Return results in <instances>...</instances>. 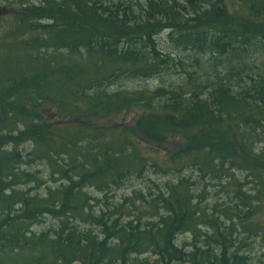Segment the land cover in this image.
I'll list each match as a JSON object with an SVG mask.
<instances>
[{
  "label": "trees",
  "instance_id": "16d2710c",
  "mask_svg": "<svg viewBox=\"0 0 264 264\" xmlns=\"http://www.w3.org/2000/svg\"><path fill=\"white\" fill-rule=\"evenodd\" d=\"M10 25L0 33L5 264H264V62H252L264 54V0H40L21 3ZM162 77L175 82L125 88ZM131 111L132 129L87 125ZM137 137L181 141L164 170L196 178L109 203L158 169ZM35 166L56 189L32 193ZM212 182L219 200L208 203ZM44 216L56 228L33 233Z\"/></svg>",
  "mask_w": 264,
  "mask_h": 264
},
{
  "label": "rangeland",
  "instance_id": "374dc122",
  "mask_svg": "<svg viewBox=\"0 0 264 264\" xmlns=\"http://www.w3.org/2000/svg\"><path fill=\"white\" fill-rule=\"evenodd\" d=\"M38 1L40 0H0V33H5V31H7L8 28H10V24L13 22V16L16 13L17 9L20 7L21 3L24 4H37ZM138 0H132V2H135ZM229 7H233V5H230ZM235 7H237L235 5ZM235 7L230 8L231 10H233ZM1 35V34H0ZM158 44H159V48L162 51H167V45L168 42H166V36L165 34L162 35L159 40H158ZM252 62L254 64L259 63V62H264V54L260 55V54H253L252 56ZM258 64L255 66L257 68ZM254 72H256V70H253ZM253 75V74H252ZM174 78V77H173ZM175 79H169L168 77H162V78H158V79H154V80H150L147 83H140V84H126L125 88H131L133 86L135 87H139L136 85H140V86H146L149 89H155L161 85H165L167 86V84L170 83H174ZM231 85L234 87L235 84H233L231 82ZM46 116H50L55 117L54 112L49 110L48 112L45 113ZM137 112L136 111H131L129 113H125L121 118L119 119H114V120H106V121H98L96 123H89L87 125H92V127H96L102 124H107V123H115L117 122L119 125H121L122 127H124L125 129H132V124H133V120L134 117L136 116ZM131 135L133 136V133H131ZM263 136H264V125H263ZM137 142L142 145L141 146V152L142 154L148 158L147 163L151 164H155L158 166V169L151 170L148 169V171L144 172V176L141 179H136L133 178L132 180H130L129 182L126 183V185L122 188L116 189L112 192V194L109 195L108 199L109 203L111 202H117L119 199L123 198V197H129L131 195L132 192H141V193H145L148 190H154L155 188L153 187V184H156L158 186H160L162 189V186L164 183L166 182H173L174 180H176L177 178H181V177H192V178H196L197 173L194 170H183V172L177 174L174 172L168 173L167 171H165L164 169H167L169 167V158H171L170 156H173V153L177 150H179L182 147V142L181 141H169V143L163 144V145H149V143L139 139L138 137L136 138ZM29 171L34 172V171H38V176L42 181V185L38 188H35V191H33L32 193H36L39 195H44L46 192V189H56L58 184L54 183L53 181H51L49 179V171L47 169H45L43 166L41 167H33V168H28ZM159 170V171H157ZM161 170H164L161 172ZM235 178L236 179H242L243 176H241V174L234 172ZM29 188H32V186H28ZM28 189V188H26ZM207 190L210 192V197L207 200V202H213V200H219V197L215 198V191H217V188H215V184L214 182L212 183H207ZM90 195H92L93 197H96L97 199H102L101 195L97 194L94 191L89 190L88 191ZM220 196L225 198V194H221ZM264 208V206H263ZM264 213V211H263ZM262 213V214H263ZM41 224L35 226L32 228L33 233L35 234H40L41 232H46V231H50V230H54L57 226V221L54 220V218L52 216H44L41 220ZM188 241L189 238L187 236L185 237H181L178 240V243H181L182 241ZM148 256H141V257H137V258H133L135 262H141L144 259H146ZM29 256L28 257H23L21 259H19L17 261L16 264H29ZM152 260V259H149ZM7 259H1L0 258V262H2V264L7 263ZM134 262V263H135ZM1 264V263H0Z\"/></svg>",
  "mask_w": 264,
  "mask_h": 264
},
{
  "label": "water",
  "instance_id": "95a60500",
  "mask_svg": "<svg viewBox=\"0 0 264 264\" xmlns=\"http://www.w3.org/2000/svg\"><path fill=\"white\" fill-rule=\"evenodd\" d=\"M71 264H81V263L78 262V261H75V262H73V263H71ZM184 264H190V263H184Z\"/></svg>",
  "mask_w": 264,
  "mask_h": 264
}]
</instances>
